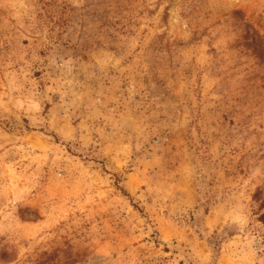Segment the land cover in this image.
Listing matches in <instances>:
<instances>
[{
    "label": "rangeland",
    "instance_id": "obj_1",
    "mask_svg": "<svg viewBox=\"0 0 264 264\" xmlns=\"http://www.w3.org/2000/svg\"><path fill=\"white\" fill-rule=\"evenodd\" d=\"M262 214L264 0H0V264H264Z\"/></svg>",
    "mask_w": 264,
    "mask_h": 264
},
{
    "label": "trees",
    "instance_id": "obj_2",
    "mask_svg": "<svg viewBox=\"0 0 264 264\" xmlns=\"http://www.w3.org/2000/svg\"><path fill=\"white\" fill-rule=\"evenodd\" d=\"M258 194H259V193H257L256 197L258 196ZM261 217H262V219H264V214H262V216H261Z\"/></svg>",
    "mask_w": 264,
    "mask_h": 264
}]
</instances>
